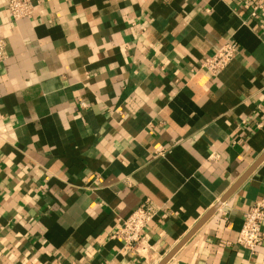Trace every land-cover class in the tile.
<instances>
[{"label": "crops", "instance_id": "crops-1", "mask_svg": "<svg viewBox=\"0 0 264 264\" xmlns=\"http://www.w3.org/2000/svg\"><path fill=\"white\" fill-rule=\"evenodd\" d=\"M31 1L14 21L0 0V264H157L216 203L165 264H264V221L254 250L236 242L264 159L220 202L264 151V0Z\"/></svg>", "mask_w": 264, "mask_h": 264}, {"label": "built area", "instance_id": "built-area-1", "mask_svg": "<svg viewBox=\"0 0 264 264\" xmlns=\"http://www.w3.org/2000/svg\"><path fill=\"white\" fill-rule=\"evenodd\" d=\"M244 7L253 16L257 15L258 9L262 7L260 0H240ZM35 4L31 0H6V9L12 20L16 21L23 17H30L34 12ZM6 42L0 38V62L5 57ZM238 52V45L233 40H226L212 54L206 56L201 66L210 74L217 75L221 72ZM162 146L155 149L156 154L165 152ZM158 207L148 199L144 200L127 217L121 219L114 231L124 243L125 247H133L141 238V231L145 229L157 214ZM264 221V208L255 204L243 217L241 228L238 232L236 242L243 248L254 250L261 239V224Z\"/></svg>", "mask_w": 264, "mask_h": 264}, {"label": "water", "instance_id": "water-1", "mask_svg": "<svg viewBox=\"0 0 264 264\" xmlns=\"http://www.w3.org/2000/svg\"><path fill=\"white\" fill-rule=\"evenodd\" d=\"M264 159V151L261 155L250 165V167L237 179V181L226 191V193L221 197L220 202L224 201L229 197L235 190L238 188L242 182L248 177V175L256 168V166ZM218 206L216 203L211 207L201 218L200 220L184 235V237L176 244L172 249L157 263L165 264L174 253L187 241V239L197 230V228L204 222V220L215 210Z\"/></svg>", "mask_w": 264, "mask_h": 264}]
</instances>
